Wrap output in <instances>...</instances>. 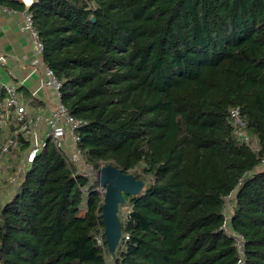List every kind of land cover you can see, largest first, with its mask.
Returning <instances> with one entry per match:
<instances>
[{
  "label": "trees",
  "instance_id": "trees-1",
  "mask_svg": "<svg viewBox=\"0 0 264 264\" xmlns=\"http://www.w3.org/2000/svg\"><path fill=\"white\" fill-rule=\"evenodd\" d=\"M27 11L82 122L84 160L145 185L119 204L111 254L96 177L47 138L0 203V264H264V0H34ZM233 107L258 150L235 134ZM228 196L242 253L224 229Z\"/></svg>",
  "mask_w": 264,
  "mask_h": 264
},
{
  "label": "built area",
  "instance_id": "built-area-1",
  "mask_svg": "<svg viewBox=\"0 0 264 264\" xmlns=\"http://www.w3.org/2000/svg\"><path fill=\"white\" fill-rule=\"evenodd\" d=\"M22 1L26 8L22 10L23 20L20 28L32 38L34 55L43 75L42 86L53 92L55 101L46 103L42 109L33 108L27 104L15 85L5 84L0 80V134L4 131L7 133L2 137L0 144V175L3 172L4 167L2 165H4L6 156L18 150L22 143L27 142V146L22 151L23 162L21 167L18 169L17 174L8 177L10 185L18 187L21 184L26 166L34 160L35 155L45 145L46 139L50 138L55 146L76 165L78 173L90 175L93 172L96 176L97 171H94L92 165L84 160L81 150L76 145L78 136L75 130L82 122L75 119L61 101V81L54 70L47 66L43 60L44 47L34 30L32 15L27 11L34 0H30V3L27 0ZM230 118L235 134L253 149L258 150L259 144L252 141L246 132V120L241 115L239 107L230 109ZM67 137H70L74 143L73 150H69L67 145V148L64 146ZM100 187L102 186L99 185V190ZM102 193H104V190ZM232 206L233 197H226L223 210L226 217L224 229L234 237L237 249L242 253L244 247L243 235L231 231L228 227ZM96 238L99 244L103 245L102 237L97 236Z\"/></svg>",
  "mask_w": 264,
  "mask_h": 264
},
{
  "label": "crops",
  "instance_id": "crops-1",
  "mask_svg": "<svg viewBox=\"0 0 264 264\" xmlns=\"http://www.w3.org/2000/svg\"><path fill=\"white\" fill-rule=\"evenodd\" d=\"M27 2L30 3V0ZM22 20L21 10L0 4V80L5 84L15 85L16 88H23L28 93V98H25L27 104L42 109L46 103H53L55 97L50 89L42 86V71L34 55L31 36L20 28ZM6 134L4 131L0 138ZM15 151L6 156L2 167L11 169L14 165H21L23 152L19 149ZM11 173L10 176L17 174L14 171ZM3 174L0 180V203L11 198L15 192L8 178H5V173Z\"/></svg>",
  "mask_w": 264,
  "mask_h": 264
},
{
  "label": "water",
  "instance_id": "water-1",
  "mask_svg": "<svg viewBox=\"0 0 264 264\" xmlns=\"http://www.w3.org/2000/svg\"><path fill=\"white\" fill-rule=\"evenodd\" d=\"M99 185L104 190L102 220L105 225V238L108 250L114 254L122 237L121 219L118 214L119 204L125 201V195H136L144 188V181L132 173L107 164L96 172Z\"/></svg>",
  "mask_w": 264,
  "mask_h": 264
},
{
  "label": "rangeland",
  "instance_id": "rangeland-1",
  "mask_svg": "<svg viewBox=\"0 0 264 264\" xmlns=\"http://www.w3.org/2000/svg\"><path fill=\"white\" fill-rule=\"evenodd\" d=\"M6 132V131H5ZM1 133H3V132H1ZM0 144H1V138H0ZM68 146V149L69 150H73L74 149V143H73V141H72V139L70 138V137H67V139H66V144L64 143V146L67 148V146ZM20 151V150H19ZM18 151V152H19ZM15 153H16V151H15ZM14 153V154H15ZM22 162H23V160H21ZM22 164V163H21ZM21 167V165L19 164V165H14L13 166V168H11V167H9V168H11V169H7L6 168V166H4V168H3V172H2V174L0 175V180H1V178L4 176V174L3 173H5V178H8L12 173L11 172H17L18 170H17V168H20ZM7 170V171H6ZM9 173V174H8ZM91 177H96L97 178V175L95 176L94 175V173L92 172L91 174ZM95 178V179H96ZM100 190H101V192H103V188L102 187H100ZM0 192H1V190H0ZM123 204V203H122ZM128 209H129V207L127 206V205H122L121 207H120V214L123 216V215H125L126 213H127V211H128ZM112 255L110 254V255H108L107 256V261H108V263L110 264V263H112Z\"/></svg>",
  "mask_w": 264,
  "mask_h": 264
}]
</instances>
